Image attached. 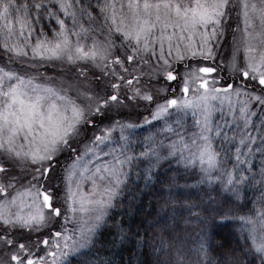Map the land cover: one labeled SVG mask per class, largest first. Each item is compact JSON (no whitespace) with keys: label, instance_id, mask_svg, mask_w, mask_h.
<instances>
[{"label":"snow or ice","instance_id":"snow-or-ice-1","mask_svg":"<svg viewBox=\"0 0 264 264\" xmlns=\"http://www.w3.org/2000/svg\"><path fill=\"white\" fill-rule=\"evenodd\" d=\"M227 35L232 82L217 87L209 74L219 66L199 65L217 55ZM217 101L222 114L225 103L239 105L238 117L229 115L240 121L245 155L257 141L255 150L264 152V118L252 120L253 109L264 117V0H0V264H72V257H84L79 264H112L99 253L133 237L141 244L138 231L109 215L126 186L125 166L136 158L148 160L149 172L162 160L198 164L201 182L206 177L211 184L221 163L213 132L219 137L222 130L211 119ZM141 107L148 113L143 123L163 121L161 131L176 140L155 143L154 133L145 137L151 147L129 154L126 130L135 125L116 117H140ZM188 110L202 117L196 132L182 127L180 113ZM171 115L180 132L168 123ZM235 151L239 161L241 148ZM260 171L264 184V166ZM245 179L234 181L230 172L221 179L232 202L240 198L233 185ZM260 203L259 210L233 215L235 247L224 240L212 246L205 236L217 254L208 264H246L249 256L251 264H264V193ZM109 220L112 238L102 240ZM200 252L208 255L203 243Z\"/></svg>","mask_w":264,"mask_h":264},{"label":"trees","instance_id":"trees-1","mask_svg":"<svg viewBox=\"0 0 264 264\" xmlns=\"http://www.w3.org/2000/svg\"><path fill=\"white\" fill-rule=\"evenodd\" d=\"M44 23L47 25L49 22L45 20ZM52 25L55 26V21H52ZM201 61L210 63L214 67L220 65L212 62L213 59H201ZM253 111L257 112V115H254L252 120L255 124H259L264 117L259 115L258 109H253ZM224 118L225 121L229 119L228 116ZM184 121L186 124L182 127L187 128L190 124V117ZM231 124L234 125V122H231L225 131L227 140L224 139V130H222V135L215 139L216 149L221 152V156H225L220 160L221 167L222 164L228 162V159L236 162L235 150L243 146L239 144V129H235L234 126L231 128ZM158 126H161V123L155 122L154 125H150L153 134L160 131ZM172 128L174 132H177L176 125ZM141 129L137 135L143 137L147 129L143 127ZM169 134L166 131L165 137ZM258 145L259 141L253 146L250 155L237 162L240 168L232 175L239 178L243 176L247 179L241 181V185L235 184V188L239 189L240 198L234 202H232L231 192L224 191L221 183L223 178H215L210 184L205 177L201 182L202 175L196 165L185 168L183 164H178L175 160H162L160 166L153 165L151 172L147 175L148 160L146 158L134 159L133 167L129 168L130 172L125 180L126 186L122 185L123 190L119 192L114 201L116 207L110 209L109 215L114 217L116 222L123 221L125 230L130 227L132 233L138 231L143 238L142 243L137 244L136 238L133 237L123 246L119 243L115 247L109 246L111 251H101L100 257L105 261L110 259L113 264H160L169 259L175 264L179 258H183L184 264H195L198 258L200 264L214 262L217 254L206 243L205 236L211 238L212 246L224 240L235 247L239 233L236 231L237 222L232 218L233 215L243 214L251 209L259 210L262 207L260 196L264 193V184L260 183L261 168H257V165L259 163L264 166V157H257L255 148ZM149 175L151 179H146ZM170 178L175 181L171 185L168 183ZM165 200H168L167 207H163ZM229 208L232 209V213L228 214V218L221 219ZM212 209H216L219 215H210ZM112 225L113 221L109 220L104 226L102 240L112 238L108 232ZM239 242L243 244L242 239ZM202 243L208 251L207 256L200 252ZM99 247L100 245L97 244V248ZM83 258L72 257V263L79 264ZM91 258L95 259V252ZM252 259L251 256L247 257L246 264H251Z\"/></svg>","mask_w":264,"mask_h":264},{"label":"rangeland","instance_id":"rangeland-1","mask_svg":"<svg viewBox=\"0 0 264 264\" xmlns=\"http://www.w3.org/2000/svg\"><path fill=\"white\" fill-rule=\"evenodd\" d=\"M93 2H94V0H93ZM70 11H71V9H70ZM233 17L235 18V13L233 14ZM69 24H70V21H69ZM235 26L236 25H235V22H234L233 23V28H235ZM241 27H243V25H241ZM239 35L240 34L237 33V36H239ZM219 43L222 46L221 47H218L216 49V52H217V55H215V58L216 59L213 58V61L212 62H215V63L217 62L218 64H220L219 66L221 68H217V72L216 73L209 74V83L211 84V77L216 76L218 78L217 85L216 86L217 87H222L225 83L232 82V80L230 78V73L227 72V68H226V59H227L228 56L231 55V43H232V37H231V35H227L226 36V39L220 41ZM240 58L241 59L243 58V50L242 49H241V52H240ZM199 66H213V65L210 64V63H207L205 61H201ZM41 71H43V69H41ZM48 75H52V73H48ZM215 104H216L217 111L214 112L212 114V116H211V119L213 121V126H215V124L218 122L220 124V126H221V130H224V133H225V131H227L226 130L227 129V126H230V124L229 123H225L224 116H228L229 119H231L232 122H234V125L231 124V128L234 126L235 129H238L235 125H237L238 123H240V121L238 119L233 120L232 115H229V113H233L234 112L235 115L238 117V115H239V112H238L239 105H237L235 109H230V108H228L227 103H225L224 109H223V114H222L221 111H220L219 102L217 101V102H215ZM137 111L141 114L140 117L137 116L136 112H132L131 115H129L128 112H125L123 114V116L116 117V119H125L128 123H131V124H134L135 125V127L126 130V135H128L129 138H130V140L132 141L129 154H133V153L134 154H138V153L144 151L146 148H149V147L152 146V141H146L145 140V137H147V135H148V137H152L153 136V130L150 129V125H154L156 121H152L151 124L143 123L142 122V117L143 116H147L148 113L147 112H144V109L142 107L140 109H138ZM176 111H177L176 109H169V113H176ZM216 113H219V114H216ZM180 115L183 116L182 125H185L186 122L184 120L186 118L190 117V124H189V126H187V128L186 127L184 128L188 133H192V132L198 131V128L195 126V121L197 119H201L202 120V117L199 114H197V116H193L192 110H188L186 113H180ZM177 118L178 117L176 115H171V117L168 120V123L172 127L175 126V124H173L172 122L174 120H176ZM229 119H228V121H230ZM159 123H161V126H158V129L160 131H158V133L154 136V142L155 143H160L161 141H163L164 144H167L169 142V140H176V136L173 133H170L167 137H165L166 136V130L165 131H161V129L163 128V121H160ZM240 126L243 127L242 123L240 124ZM142 127L144 129L145 128L147 129V131H146L147 133L144 132L145 135L143 137L137 135L142 130L141 129ZM160 132H161V134H160ZM177 132H180V129H178V127H177ZM89 134H91V133H89ZM115 135L118 138V135H119L118 131H117V133ZM133 135H135V136H133ZM213 137H214L213 143H214V147L216 149V146H215L216 136H215L214 132H213ZM113 146H116V145L113 144ZM101 147H104V146L102 145ZM81 150L83 151V148ZM104 151H108V148L104 147ZM216 151L220 152L217 149H216ZM247 152H248L247 148H245L244 146H242L241 147L240 160L243 157L250 155V154L244 155ZM256 153H257V157H259V156L260 157H264V152H258V151H256ZM224 157L220 155V160H221V158H224ZM87 158H90V156H88ZM64 159H65L64 156H61L60 157L61 163H63ZM101 159H105V158L104 157H101ZM227 161H228L227 163L222 164V167L220 166V170L218 172L214 173L213 179H215V178H223V181L226 182L227 181V173L230 172L233 180L240 181L241 178H239V177H237L235 175H232L233 172L239 170L238 168H240V166L238 165L239 163H237L239 161H236L235 162V161L229 160V159ZM175 162H176V160H175ZM147 164H148V162H147ZM263 165H264V162H263ZM196 166L200 169V166L198 164ZM132 167H133L132 164H131V167L125 166V171L127 173H129L130 172V169L129 168H132ZM261 167H262V165H260L258 163L257 168H261ZM146 174L147 175L149 174V171L148 170H147ZM238 185H241V182ZM73 187L75 188V183H73ZM233 187H235V184L233 185ZM80 215H82L84 217V222L86 223L87 222V216L85 214H80ZM72 227H73V225L70 223L68 225L69 231H71V228ZM72 264H74V263H72Z\"/></svg>","mask_w":264,"mask_h":264}]
</instances>
